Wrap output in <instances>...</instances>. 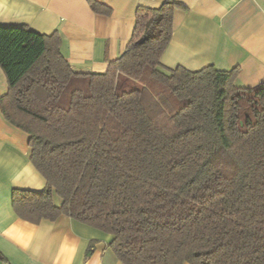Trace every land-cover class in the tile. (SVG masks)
<instances>
[{
    "label": "trees",
    "instance_id": "trees-1",
    "mask_svg": "<svg viewBox=\"0 0 264 264\" xmlns=\"http://www.w3.org/2000/svg\"><path fill=\"white\" fill-rule=\"evenodd\" d=\"M176 7H139L104 72L75 71L55 32L0 26V111L45 180L14 189L12 207L97 229L123 264H264V81L165 67Z\"/></svg>",
    "mask_w": 264,
    "mask_h": 264
},
{
    "label": "crops",
    "instance_id": "crops-1",
    "mask_svg": "<svg viewBox=\"0 0 264 264\" xmlns=\"http://www.w3.org/2000/svg\"><path fill=\"white\" fill-rule=\"evenodd\" d=\"M96 1L110 13L94 12L89 0H0V26L55 32L75 71L104 72L129 42L137 9L158 8L166 0ZM170 1L177 7L171 39L160 58L165 67H237L236 85L264 81V0ZM6 91L0 69V96ZM28 153V135L6 122L0 111V264H123L109 248L110 236L93 227L66 215L37 223L16 215L12 191H40L45 185Z\"/></svg>",
    "mask_w": 264,
    "mask_h": 264
}]
</instances>
